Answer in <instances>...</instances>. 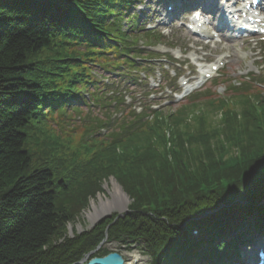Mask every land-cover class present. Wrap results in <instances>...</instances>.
I'll return each mask as SVG.
<instances>
[{
  "label": "trees",
  "instance_id": "obj_1",
  "mask_svg": "<svg viewBox=\"0 0 264 264\" xmlns=\"http://www.w3.org/2000/svg\"><path fill=\"white\" fill-rule=\"evenodd\" d=\"M130 4L0 0V264H76L105 238L143 245L151 264H220L232 227L264 229V213L248 216L264 198V111L250 100L240 118L223 115L224 140L192 106L145 121L133 112L107 139L110 122L84 113L100 101L96 71L151 55L119 23ZM111 175L129 214L70 237ZM194 228H206L199 240Z\"/></svg>",
  "mask_w": 264,
  "mask_h": 264
},
{
  "label": "rangeland",
  "instance_id": "obj_2",
  "mask_svg": "<svg viewBox=\"0 0 264 264\" xmlns=\"http://www.w3.org/2000/svg\"><path fill=\"white\" fill-rule=\"evenodd\" d=\"M156 0H138L137 3H134L132 5V8L135 10V12L138 13L139 8H145L144 14L148 17H143L142 22L147 21V27L151 28L158 32L166 33V29L171 30V33L168 35V37L164 40L165 43L159 44L158 46L150 49H154L158 54H160L162 59L165 58V55L168 54L170 58L169 67L172 69H168L167 72L164 71L165 76H161L159 74L160 70L163 68V63L161 61H153V67L156 70V75L153 77L149 76V79L143 78V85H132L131 83L134 82L129 78L122 79L123 83L120 85L122 87H128L131 91V94L124 93L120 86L117 87L111 86L110 91L112 92V89H116L115 93H112L113 97L112 99L108 97V99L100 105H97L94 107V113L97 114L100 117L104 118H112V120L117 125L119 121L121 120L123 114L127 112H122L121 108H127L128 111L130 110H136L140 111L145 106L150 105L152 108L160 107L161 110L164 112L162 113H168L169 110H181L182 106L179 104L181 102H185L186 98L179 99V95L183 94V79H189V85L195 84L196 80L200 78L199 68H198V62L193 59V56H199L204 61H213L216 64L218 63V59L220 56L225 57V60H227V65L218 72L211 80H209L207 83H205L202 87L195 89V91L192 93H196L198 91H203L206 88L211 92H217L219 89V97L217 99H214L212 101H217L220 103L219 107L213 111L210 109H207L203 107V105L198 107L199 112H203L209 119L210 122L216 123L214 125V128L219 132L218 134L219 139H223V124L221 121L218 120V116L222 113L233 110L237 111L239 114V118L241 117V113L243 110V104H239L238 101L241 98H244L242 95H234L235 92L231 91L228 87L227 83L220 84L221 87H215L213 85L214 78L221 76V72H226L228 78H233L235 81V85L237 86H243L245 87V84L239 83L240 78L244 77H250L247 78L248 82L252 83L251 85H247L248 88H252L255 86L259 87L262 83L261 76L264 75V43L257 45L256 42H241L239 40H236L235 42H232L230 40V34L227 33L228 39H225L224 43L218 46L211 45L208 46L206 49L210 48L206 51L202 50L201 42L199 41L198 37L192 36L190 33L187 32L185 28L182 27L181 21L175 22V21H169L167 24V27H162V19L154 20L152 18L153 15H155V5L152 2ZM222 0H217L218 3H220ZM161 5L159 7L161 8ZM158 7V8H159ZM163 11H167V5L164 4L162 7ZM132 13V12H131ZM143 15V14H142ZM127 20V19H126ZM125 24L127 21L124 22ZM151 24L150 27L148 24ZM168 31V30H167ZM142 43V41H141ZM175 48V49H172ZM180 50V52H178ZM185 53H188V55H184ZM209 55V56H208ZM176 60L181 63V65L177 66V70L175 71L173 68L174 66L173 61ZM194 60V61H193ZM208 67V63H202ZM118 82L121 80L119 77L116 79ZM129 82L128 84H126ZM153 84V85H152ZM264 86V85H263ZM242 88V89H243ZM249 90V89H248ZM258 90H256L257 93ZM264 93V92H262ZM149 94V95H148ZM150 94H153V96H150ZM150 97H148V96ZM249 98L251 99L254 109L257 112H261L264 109V106L261 105L259 102L261 98L257 97L253 93H248ZM134 96L137 98L135 103H132ZM216 97V96H212ZM119 100H118V99ZM200 99H205V97L201 96L199 99H197L195 102L198 103ZM228 101L226 105H222L221 100ZM192 101H187L186 103H190ZM215 103V102H214ZM209 104V103H208ZM217 104V103H215ZM180 107H179V106ZM164 107V108H163ZM179 107V108H178ZM208 108H210V105H208ZM202 115V114H200ZM219 121V122H218ZM222 124V125H220ZM213 125V124H212ZM115 128H111L110 130H114ZM108 132V131H107ZM107 132H104L105 138L109 137V134ZM224 140V139H223ZM113 180H117V178L114 175L109 176L106 179L102 180V192H99L95 197H91L92 200L97 201L99 194L105 192L104 186L108 182L110 185L112 184ZM118 181V180H117ZM118 184H120L118 182ZM120 186H122L120 184ZM123 188V186H122ZM124 190V189H123ZM124 192H126L124 190ZM127 193V192H126ZM129 196V200H130ZM91 201V200H90ZM89 201L88 206L82 210V216L78 217L76 222L70 223L68 225L69 232L75 234H81L84 230L91 227L92 222L86 218V212L92 209L91 202ZM98 203V202H97ZM130 204L132 201L130 200ZM261 204V203H260ZM121 205V204H119ZM119 207V206H118ZM130 208V205H129ZM116 212L118 210L115 209ZM70 233V234H71ZM72 234V235H73ZM73 235V236H74ZM72 236V237H73ZM103 248L108 250L109 252H115L116 248L121 251V253L125 252H132L135 250H139L140 253L145 256V263L149 264L150 259L147 257V253L145 252V249L143 248V245H139V243H133V245H129L126 247V245H123L120 241H112L109 243H105ZM247 247H244L246 250ZM243 250V252H245ZM128 258V257H127Z\"/></svg>",
  "mask_w": 264,
  "mask_h": 264
},
{
  "label": "bare ground",
  "instance_id": "obj_3",
  "mask_svg": "<svg viewBox=\"0 0 264 264\" xmlns=\"http://www.w3.org/2000/svg\"><path fill=\"white\" fill-rule=\"evenodd\" d=\"M211 1L212 4L210 5V7L214 11L216 8L215 7L216 0H210V2ZM104 190L105 192L99 194L97 201H94L92 199H91L92 202L90 201L92 205V209L86 212V218L89 219L91 222L92 221L94 222V220H96L99 215H101L103 212L106 213V211L113 210L114 213L112 216L113 217L118 216L119 212H115L116 211L115 209L119 208L118 207L119 204L123 206L125 199H128L127 196L125 195L123 188L120 186V184H118L117 180H113L111 185L110 183L107 182L104 186ZM124 208L125 206L122 209ZM116 251H119V249L116 248ZM123 254L125 257H128L125 259V264H144L146 261L145 256H143L139 250H135L132 252H125Z\"/></svg>",
  "mask_w": 264,
  "mask_h": 264
},
{
  "label": "water",
  "instance_id": "obj_4",
  "mask_svg": "<svg viewBox=\"0 0 264 264\" xmlns=\"http://www.w3.org/2000/svg\"><path fill=\"white\" fill-rule=\"evenodd\" d=\"M125 195L127 196L128 199H125L123 206L118 205L119 206V208H118L119 210L117 211V212H119L118 218L125 217L130 212V209H129L130 203L129 202L131 199L129 200V195L126 192H125ZM124 206H125V208L122 209ZM113 213H114L113 210L106 211V213L103 212L101 215L98 216V218L96 220H94V222L92 221V226L103 223L107 219H111L113 217L112 216ZM124 263H125V260L120 254L112 253L105 258H95L89 264H124ZM79 264H81V263H79Z\"/></svg>",
  "mask_w": 264,
  "mask_h": 264
}]
</instances>
